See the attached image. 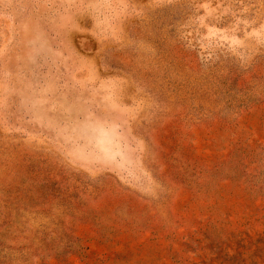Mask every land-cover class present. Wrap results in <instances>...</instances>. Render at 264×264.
Segmentation results:
<instances>
[{
  "label": "rangeland",
  "instance_id": "obj_1",
  "mask_svg": "<svg viewBox=\"0 0 264 264\" xmlns=\"http://www.w3.org/2000/svg\"><path fill=\"white\" fill-rule=\"evenodd\" d=\"M0 264H264V0H0Z\"/></svg>",
  "mask_w": 264,
  "mask_h": 264
}]
</instances>
